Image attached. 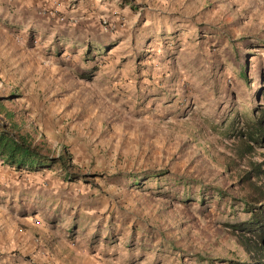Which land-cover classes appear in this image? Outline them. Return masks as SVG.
I'll return each mask as SVG.
<instances>
[{"label": "rangeland", "instance_id": "obj_1", "mask_svg": "<svg viewBox=\"0 0 264 264\" xmlns=\"http://www.w3.org/2000/svg\"><path fill=\"white\" fill-rule=\"evenodd\" d=\"M57 1L0 0V120L68 158L4 186L0 264H264V0Z\"/></svg>", "mask_w": 264, "mask_h": 264}, {"label": "trees", "instance_id": "obj_2", "mask_svg": "<svg viewBox=\"0 0 264 264\" xmlns=\"http://www.w3.org/2000/svg\"><path fill=\"white\" fill-rule=\"evenodd\" d=\"M246 70H241L239 77L247 80ZM4 106L0 104V114L4 112ZM12 119V114H6ZM19 130L15 124L9 127L5 121L0 120V159L8 166L14 167L16 170L39 171L42 169H52L60 167L65 172H68L67 159L64 154L59 157H51L44 153L43 149L34 144V141L28 135H22L16 132ZM252 131V130H251ZM260 129L257 132L260 133ZM256 133V134H257ZM69 178V175L66 177ZM262 213L254 215L253 224H257ZM255 229L260 230L258 238H262L264 242V225H257ZM255 231V230H254Z\"/></svg>", "mask_w": 264, "mask_h": 264}, {"label": "crops", "instance_id": "obj_3", "mask_svg": "<svg viewBox=\"0 0 264 264\" xmlns=\"http://www.w3.org/2000/svg\"><path fill=\"white\" fill-rule=\"evenodd\" d=\"M12 1L10 4L12 11L15 13L18 8H22V9H26L28 11L31 10L32 8V3L33 0H9ZM56 8L59 9V11H61L63 8L66 7V3L63 0H58L56 3ZM32 5V6H31ZM28 170H16L14 167L8 166L7 164H5L1 159H0V196L4 197L6 196L9 197V191H5L4 186L9 184L10 185H14L15 183H12L13 180H11V178H18L19 176H21V178H26L28 177ZM8 186V185H7ZM15 186V191H18L22 189L19 188L18 186ZM10 190V189H7ZM4 191V192H3ZM11 191V190H10ZM1 201V200H0ZM22 218V217H21ZM23 220L26 221V218L23 215ZM33 232L28 231V232H24V234H21V236H23L26 240H29L31 235ZM51 234V235H50ZM42 236H48L49 238L52 237V239H54V237H56L54 234H52L51 232H43ZM64 240H59L57 242H55V248H53L50 252L48 250H43V248L40 249H32L30 252L31 254L36 253V255H34V257L37 259V261H40L41 264H94L93 262L90 263L89 261H85L84 259H82L79 263L73 262L72 260H70V254H71V250L68 246V244L63 242ZM17 261H19V263L21 264H27V262H23L21 260V258L16 259ZM96 264H102L101 262L98 263L96 262Z\"/></svg>", "mask_w": 264, "mask_h": 264}]
</instances>
